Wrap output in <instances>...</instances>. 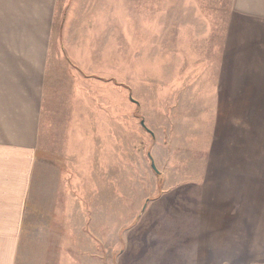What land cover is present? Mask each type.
<instances>
[{"label":"rangeland","instance_id":"374dc122","mask_svg":"<svg viewBox=\"0 0 264 264\" xmlns=\"http://www.w3.org/2000/svg\"><path fill=\"white\" fill-rule=\"evenodd\" d=\"M64 57L22 264H264V21L75 0Z\"/></svg>","mask_w":264,"mask_h":264},{"label":"crops","instance_id":"0c3cea01","mask_svg":"<svg viewBox=\"0 0 264 264\" xmlns=\"http://www.w3.org/2000/svg\"><path fill=\"white\" fill-rule=\"evenodd\" d=\"M71 1L62 21L59 0H0V264H22L27 258L23 240L33 232L35 192L45 186L39 180L46 170L38 144L56 113V94L48 85L58 69L64 71L65 51L75 61ZM233 9L264 21V0H233ZM60 21L61 37L55 27Z\"/></svg>","mask_w":264,"mask_h":264},{"label":"water","instance_id":"95a60500","mask_svg":"<svg viewBox=\"0 0 264 264\" xmlns=\"http://www.w3.org/2000/svg\"><path fill=\"white\" fill-rule=\"evenodd\" d=\"M152 168H154L155 169V167H154V165L152 164Z\"/></svg>","mask_w":264,"mask_h":264}]
</instances>
